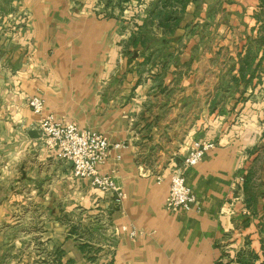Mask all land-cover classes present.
<instances>
[{
	"label": "crops",
	"instance_id": "crops-1",
	"mask_svg": "<svg viewBox=\"0 0 264 264\" xmlns=\"http://www.w3.org/2000/svg\"><path fill=\"white\" fill-rule=\"evenodd\" d=\"M263 1L0 0V264L59 247L74 264H263ZM32 96L129 144L102 168L121 204L45 147ZM196 139L218 144L186 172L199 209L171 211Z\"/></svg>",
	"mask_w": 264,
	"mask_h": 264
},
{
	"label": "built area",
	"instance_id": "built-area-1",
	"mask_svg": "<svg viewBox=\"0 0 264 264\" xmlns=\"http://www.w3.org/2000/svg\"><path fill=\"white\" fill-rule=\"evenodd\" d=\"M29 106L40 117L38 127L44 145L72 164L73 176L79 180L90 181L92 186L102 193H112L116 205L121 204L125 192L117 185L113 172L104 173L102 168L115 153L128 148L129 144L112 142L106 134L98 130L80 128L74 122L59 120L51 114H45L46 102L40 96L30 97ZM217 146V142L202 139H196L191 143L181 165L173 167L170 174L167 200L169 210L199 209L198 196L188 185L186 172L200 164L205 155ZM116 157L118 160L121 159L120 154ZM162 179V175H159L158 182H162ZM121 229L129 231L132 237L137 236L135 227L124 225ZM121 229L112 228L110 232L120 234ZM232 260L237 261L236 264H242L237 257H233Z\"/></svg>",
	"mask_w": 264,
	"mask_h": 264
},
{
	"label": "rangeland",
	"instance_id": "rangeland-1",
	"mask_svg": "<svg viewBox=\"0 0 264 264\" xmlns=\"http://www.w3.org/2000/svg\"><path fill=\"white\" fill-rule=\"evenodd\" d=\"M45 147H46V146H45ZM46 148H47V147H46ZM22 209H23V210H24V209L32 210L30 206H29L28 208H24V207H23ZM36 210H37V209H36ZM17 211L19 212V208L17 209ZM20 212L24 214L23 211H20ZM25 212H26V214L29 213V211H25ZM37 213H39L38 210H37ZM96 218H97V217H96ZM75 222H76V226H74V227L72 228V232H73V233H76V236H77L78 233H79L78 230H79L80 227L77 225L79 221H75ZM111 225H112V224H109V226L106 225V227H105L103 230H105V229L108 230V228H110ZM27 227H28V226H27ZM97 229L100 230V227H97ZM106 230H105V232H106ZM109 232H110V229H109ZM107 233H108V231H107ZM108 234L111 235V233H108ZM73 235H75V234H72L71 236H73ZM96 235H97V233H96ZM77 238H78V237H77ZM110 238H112V236H110L109 239H110ZM86 244H87V243H86ZM85 246H86V247H85ZM85 246H84L85 250H87V251L90 252V253H88L87 255L89 256V255L91 254V257H92V258L97 259V258H98V253H99V251H100V250H99V246H98V247H97V245H92V246H91V245H89V244H87V245H85ZM96 247H97V248H96ZM45 254H47V253H44V255H45ZM54 254H55V253H54ZM47 257H48V258H47V259H48V260H47L48 262H46V263H50V262L54 259V256H53V255H52V256L49 255V256H47ZM52 258H53V259H52ZM51 259H52V260H51ZM50 260H51V261H50ZM49 261H50V262H49ZM43 264H44V263H43Z\"/></svg>",
	"mask_w": 264,
	"mask_h": 264
},
{
	"label": "trees",
	"instance_id": "trees-1",
	"mask_svg": "<svg viewBox=\"0 0 264 264\" xmlns=\"http://www.w3.org/2000/svg\"><path fill=\"white\" fill-rule=\"evenodd\" d=\"M124 1H127V0H120V3L124 2ZM163 3H167L169 2L170 0H162ZM181 1H185V0H181ZM264 2V1H263ZM73 234V232H71V235ZM82 248H84V245H82ZM64 257H65V251L59 247L55 250V254H54V259L51 263H46L47 261L44 260L42 262V264H74V261L73 260H67L66 262L64 261ZM257 255H255L253 252L250 253V258H249V261L246 263L244 261H241L242 263L244 262V264H253L254 263V259H257ZM253 259V261H252ZM264 264V263H263Z\"/></svg>",
	"mask_w": 264,
	"mask_h": 264
}]
</instances>
